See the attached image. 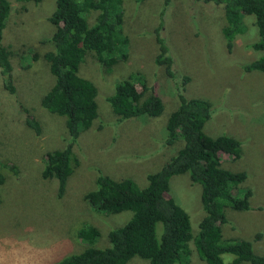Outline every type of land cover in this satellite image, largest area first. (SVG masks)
Instances as JSON below:
<instances>
[{
    "label": "rangeland",
    "instance_id": "1",
    "mask_svg": "<svg viewBox=\"0 0 264 264\" xmlns=\"http://www.w3.org/2000/svg\"><path fill=\"white\" fill-rule=\"evenodd\" d=\"M123 4L125 58L113 59L115 64L108 72L94 57H87L77 68L78 76L89 80L96 88L94 100L98 117L79 134L73 148L78 166L67 178L61 197L56 198L55 180H41L40 172L45 154L64 145V119L46 113L38 105L53 81L43 58L50 47L43 45L42 40L53 33L46 19L54 10L55 0H42L38 4L10 3L1 44L12 55L11 78L15 93L4 90L0 75V162L7 164L0 169L3 175L0 234H5L0 236V256L5 246L24 245L36 234L59 242L56 264L83 248L76 232L84 224L99 233L94 245L105 247L108 231L125 224L131 213L94 214L84 201V194L94 188L99 173L112 180L131 179L143 189L146 174L157 171L175 155L182 141L165 146L164 125L167 115L176 106L174 89L182 82V77L188 78L183 87L186 98H201L210 103V118L203 128L204 134L211 137L222 134L239 142V158L220 154V167L245 173V180L236 191H250L249 209L244 212L225 210L222 235L249 240L253 252L263 255L264 73L246 72L242 68L262 54L249 48L257 40L253 18L243 17V31L234 38L227 52L220 32L224 23L220 6L211 3L203 6L193 0H168L165 7L163 0H124ZM93 20L94 13H90L87 23ZM155 28L157 37L162 38L167 47L166 55L171 58L173 78L166 77L153 62L157 53ZM132 72L139 73L148 85L155 87L163 102V111L157 118L117 123L105 97L112 94L116 83ZM26 116L39 123L38 135L25 126ZM168 187V195L187 214L190 231L195 233L204 215L200 186L181 174L171 177ZM157 232L160 233L159 227ZM256 234L261 235L259 240H255ZM188 261L189 264H205L193 251ZM126 264H148V261L135 256Z\"/></svg>",
    "mask_w": 264,
    "mask_h": 264
},
{
    "label": "trees",
    "instance_id": "2",
    "mask_svg": "<svg viewBox=\"0 0 264 264\" xmlns=\"http://www.w3.org/2000/svg\"><path fill=\"white\" fill-rule=\"evenodd\" d=\"M40 1L0 0V75L4 90L10 94L15 93L11 78L12 55L1 44L10 3L38 4ZM193 1L203 6L209 3L220 6L224 20L220 32L227 52H230L234 38L243 31V17L253 18L257 40L249 48L262 54L242 68L246 72L264 73V0ZM123 2L55 0L54 10L46 19L53 33L42 40L43 45L50 47L43 58L53 81L38 105L46 113L64 119L65 136L61 149L45 154L40 178L55 180L56 198L61 197L67 178L78 166L73 148L79 134L98 117L94 100L96 88L92 82L78 76L77 68L87 57H94L108 72L115 64L113 59L125 58L127 38L122 28ZM167 3L168 0H163V7ZM90 13H94V20L88 24ZM157 31L155 28L157 53L153 62L161 67L166 77L173 78L171 58L166 55L167 47L164 40L157 37ZM182 79L175 85L176 106L167 115L163 139L165 146L180 141L182 146L157 171L146 174L143 189L131 179L112 180L99 173L94 188L83 197L89 210L97 215L129 211L131 217L122 226L108 231L107 245L102 248L94 245L99 236L97 229L85 224L80 226L76 238L83 248L56 264H126L135 256L147 260L148 264H189L192 251L205 264H264V254H255L251 241L222 235L221 228L226 224L225 210L244 212L249 209L250 191H236L245 180V173L220 167V154L239 158V142L222 134L214 137L204 134L203 128L210 118V103L201 98H186L183 87L188 78ZM105 101L117 123L127 119L157 118L164 106L155 87L148 85L136 72L116 83ZM22 111L27 115L25 109ZM24 119L25 126L38 135L39 123L32 117ZM5 167L7 164L0 162V169ZM181 174H186L193 184L200 186L204 215L193 234L187 214L168 195L170 178ZM2 181L0 173V184ZM254 238L259 240L261 235L256 234Z\"/></svg>",
    "mask_w": 264,
    "mask_h": 264
},
{
    "label": "clouds",
    "instance_id": "3",
    "mask_svg": "<svg viewBox=\"0 0 264 264\" xmlns=\"http://www.w3.org/2000/svg\"><path fill=\"white\" fill-rule=\"evenodd\" d=\"M5 234H0V236ZM59 242L34 234L26 244L17 243L13 248L5 246L0 264H55Z\"/></svg>",
    "mask_w": 264,
    "mask_h": 264
}]
</instances>
